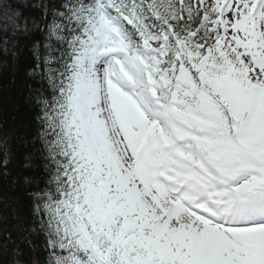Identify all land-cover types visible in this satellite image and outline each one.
<instances>
[{
    "label": "snow or ice",
    "instance_id": "obj_1",
    "mask_svg": "<svg viewBox=\"0 0 264 264\" xmlns=\"http://www.w3.org/2000/svg\"><path fill=\"white\" fill-rule=\"evenodd\" d=\"M22 64L0 225L36 227H0V264H264V0H0Z\"/></svg>",
    "mask_w": 264,
    "mask_h": 264
},
{
    "label": "trees",
    "instance_id": "obj_2",
    "mask_svg": "<svg viewBox=\"0 0 264 264\" xmlns=\"http://www.w3.org/2000/svg\"><path fill=\"white\" fill-rule=\"evenodd\" d=\"M0 71H2V75H0V106L6 113H11L16 117L15 120L11 118L8 120V128L12 129L8 139V148L12 152L10 167L15 172L20 167L23 156L32 151L30 141L36 132V126L32 119L34 113L24 99L29 94L28 84L33 81L25 75L26 64H22L15 72L11 67H5ZM13 80H15V84L12 83ZM21 138L29 143H24ZM18 226L25 229L36 227L27 211L21 219H9L6 224L0 225V227L11 230L13 236L16 235ZM34 238L38 243H43L42 237Z\"/></svg>",
    "mask_w": 264,
    "mask_h": 264
}]
</instances>
